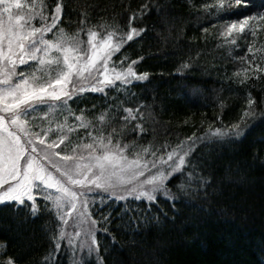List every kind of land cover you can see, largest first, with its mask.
<instances>
[{
	"label": "snow or ice",
	"instance_id": "snow-or-ice-1",
	"mask_svg": "<svg viewBox=\"0 0 264 264\" xmlns=\"http://www.w3.org/2000/svg\"><path fill=\"white\" fill-rule=\"evenodd\" d=\"M247 2L217 0L215 8L227 13L236 6L239 14L238 6ZM70 4L33 0L25 10L22 0H0V207L25 219L46 213L42 230L49 248L38 264L61 254L72 255L74 264H93V258L105 264L98 233L115 244L114 220L117 229L135 233L167 219L166 213H153L154 206L193 205L219 191L200 149L246 136L264 120V109L257 107L264 99L258 102L248 91L247 106L231 121L223 119L221 100L219 113L193 123L198 130L186 135L165 130L161 142L156 97L149 104L141 98L144 89L133 92L151 80L150 72L138 68L145 57L133 58L127 49L147 33L145 17L163 6L141 0L117 12L100 0ZM261 21L264 13L244 15L227 22L220 35L234 42L236 35H248L253 22L264 29ZM248 51H254L252 45ZM193 62L191 55L182 58L176 74L193 81L195 94L198 81L187 76ZM89 92L100 99L87 103ZM180 123L188 126L189 118ZM21 259L0 251V264H21Z\"/></svg>",
	"mask_w": 264,
	"mask_h": 264
},
{
	"label": "trees",
	"instance_id": "trees-1",
	"mask_svg": "<svg viewBox=\"0 0 264 264\" xmlns=\"http://www.w3.org/2000/svg\"><path fill=\"white\" fill-rule=\"evenodd\" d=\"M78 2L71 0L70 6L75 7ZM100 2L119 12L129 2L135 6L141 0ZM158 2L164 10L145 17L147 33L127 50L133 58L145 57L138 68L150 72L151 80L137 84L133 92L144 89L141 98L146 97L149 104L156 97L154 114L161 142L165 130L184 135L198 130L193 123L198 126L201 119L219 113L221 100L226 106L223 119L231 121L247 106L248 91L258 102L264 99V72L243 71V47L229 49L220 35L227 22L264 12V0L242 3L238 6L239 14L236 6L227 13H217V0ZM83 38L86 40V36ZM239 42L244 46L246 41L240 38ZM188 55L194 58L187 76L198 81L199 91L195 94L193 81L176 74L178 63ZM99 99L96 93L89 92L86 102L91 104ZM257 107L264 109V103ZM186 117L189 125L182 126L180 122ZM200 151L214 172L219 191L208 201L177 203L175 209L162 202L159 209L154 206L153 213L159 211L162 217L166 213L167 219L158 226L145 225L135 233L131 229H117L118 221L114 220L115 244L103 232L98 233L105 264H264V120L257 121L238 141L206 145ZM201 203L203 209L197 206ZM46 228L44 212L25 219L6 206L0 207V244L7 245L6 250L0 251L5 257H22L21 264H38L49 248L48 236L42 230ZM72 259V255L61 254L49 264H74Z\"/></svg>",
	"mask_w": 264,
	"mask_h": 264
},
{
	"label": "rangeland",
	"instance_id": "rangeland-1",
	"mask_svg": "<svg viewBox=\"0 0 264 264\" xmlns=\"http://www.w3.org/2000/svg\"><path fill=\"white\" fill-rule=\"evenodd\" d=\"M33 2V0H22V4L25 6V10H28V6ZM38 0H35V3H37ZM264 13V12H262ZM261 13V14H262ZM259 14V13H257ZM257 14H252L250 16H255ZM262 24H264V21H261ZM226 25V24H225ZM224 25V26H225ZM224 31V28L220 30V32ZM253 31L255 32V35H253ZM222 37V43L224 46H227L229 49L231 48H236V46H241L243 47V57L245 59L244 62H241L243 68L242 69H247L249 72L253 71H258L254 65H258L259 68L264 67V29L261 28H256L255 27V22H253L252 29L248 32L247 36H241V35H236L235 36V41L233 42L232 37L230 36H221ZM240 38L243 41H246L244 46L239 42ZM252 45L254 51L249 52L248 51V46ZM73 258V257H72ZM74 262V260L72 259Z\"/></svg>",
	"mask_w": 264,
	"mask_h": 264
}]
</instances>
